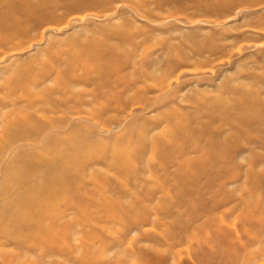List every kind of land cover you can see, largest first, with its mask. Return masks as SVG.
<instances>
[{
    "label": "rangeland",
    "instance_id": "374dc122",
    "mask_svg": "<svg viewBox=\"0 0 264 264\" xmlns=\"http://www.w3.org/2000/svg\"><path fill=\"white\" fill-rule=\"evenodd\" d=\"M90 1L94 7L75 16L45 10L53 22L30 29L28 37L0 30V132L20 112L17 118L29 117L30 127L48 120L57 128L45 123L40 135L50 152L95 158L74 173L87 183L71 182V193L57 201L56 246L31 241L27 256L36 261L40 250L53 249L43 264H264L258 259L264 252V0ZM169 71L181 75L178 82L135 104L139 88L151 81L146 73ZM252 99L259 103L248 114ZM127 102L134 105L124 109ZM218 147L226 151L219 163ZM182 160L199 164L181 171L195 170L200 184L180 181L175 171ZM11 163L0 165L2 180L12 181L21 166ZM223 214L236 226L223 234L208 229ZM141 219H148L143 228L130 226ZM196 233L211 245L197 246L190 239Z\"/></svg>",
    "mask_w": 264,
    "mask_h": 264
},
{
    "label": "bare ground",
    "instance_id": "6f19581e",
    "mask_svg": "<svg viewBox=\"0 0 264 264\" xmlns=\"http://www.w3.org/2000/svg\"><path fill=\"white\" fill-rule=\"evenodd\" d=\"M112 1H114V0H111V2ZM242 2H245V1L242 0ZM1 4H8V5H10L12 7V9H11L12 10L11 11L12 13L11 14L10 13H5V12H2L0 10V30H9V31H11V33L16 32V35L17 36L24 35V36L28 37L29 36L28 33H29L30 29H32V28L39 29L40 27H44L47 23H49V22L52 21L49 18V16L45 13V10H47L49 8H54L56 10L62 8V9H65L66 10V13L71 16V15H74L73 13H75V12H84V11L90 10L92 7H94L95 2L90 1V0H86V1L85 0H83V1H78V0L76 1V0H74V1H67V2H64V3H61V2L53 3L51 5H47V4H35L34 5V4H31L29 0H0V6H1ZM233 4H235V3H233ZM239 5H237V6H239ZM96 7H97V5H96ZM11 18H15L14 19V23L12 25H9L8 24V21H10ZM63 19H65V17ZM74 19H75V17H73V18L71 17L70 20L68 21V23L70 24L71 23V20L73 21ZM24 23H26V25H24ZM53 27H51V28L54 29ZM33 38H29V39H33ZM27 42H29V41H27ZM21 45H24V44H21ZM92 47H94V46H92ZM196 51H197V53H200L201 52L199 49H197ZM67 59H68L67 62L69 63V58H67ZM72 65H73V62L71 63V66ZM84 65L86 66V64H84ZM68 66H69V64H68ZM75 66H77V64ZM75 66H73V68ZM79 67H83V65H81ZM45 68H47V67H45ZM78 70H80V69H78ZM61 72H64V71H61ZM57 73L58 72H56V74ZM176 73H177V71H169V72L163 73L161 75H157L155 77L152 76V74H150V73H146L144 75V77L145 78H148V79H151V81L150 82L148 81L147 83L145 82V85L142 86L141 88H139L140 90L137 91V92H139V94H137V95H141V98H140V100L138 102H135V104L136 103L137 104H142L143 103L142 105H144L146 103V101H150V100H148V98H150V97L147 96L148 93H151L153 91H156V92L160 91L161 92L162 90H165V89H168L169 90L173 86L174 82L175 81L178 82V80L180 79V76L181 75L180 74L177 75ZM128 77H130V76H128ZM131 77H133V76H131ZM136 80L139 81L140 79L139 78H136ZM143 80H144V78L142 79V81ZM27 85H28V83H27ZM111 85H114V83L111 84ZM137 85H138V83H137ZM77 86H79V85H77ZM81 86H82V84H81ZM68 89H70V88H68ZM104 90H105V88H104ZM78 91H79V89H78ZM129 91H131V90H129ZM133 92H134V90H133ZM133 92H129V94L130 93H133ZM33 95H35V94H33ZM130 95H125V96L128 97ZM132 95H134V94H132ZM19 97H21V95H19ZM132 97H129V98H132ZM146 97H147V99H146ZM89 101H90V99H89ZM128 101H129V99H128ZM65 102H67V101H65ZM91 103H93V102H91ZM248 103L249 102H247L246 104H248ZM254 103H259V102H257L256 100H254V102H253V99H252V102H251V104H249V107L247 105V109L246 110L248 111V114L251 111L250 110V107H255L256 108V104H254ZM262 103H264V102H262ZM25 104L27 105V103H25ZM31 105H33V104L31 103ZM52 105H53V103H52ZM60 105H62V104H60ZM133 105H134V103L127 102V103H125L123 105V108L124 109H128V108L132 107ZM253 105H255V106H253ZM258 105H260V104H258ZM57 106H59V105L57 104ZM75 106H74V108H75ZM79 106H82V105L79 104ZM83 106H84V104H83ZM88 107L90 109V106H88ZM42 108H44V107H42ZM85 108H87V106H85ZM242 108H244V107H242ZM35 109H36V107H35ZM89 109H87V110H89ZM258 109H260V108H258ZM23 110H26V109H22V111ZM28 110H32V109H28ZM131 110H132V108H131ZM246 110L244 112H246ZM72 111H73V109H72ZM77 111H79V110H77ZM132 112L133 111H131V113ZM4 113L5 112L3 111L2 114H4ZM19 113L20 112H18V115L17 116L20 115ZM258 113H261V112L259 111ZM66 114H68V113H66ZM134 114H132V115H134ZM248 114H246V115H248ZM256 114H257V112H256ZM14 115H15V113H14ZM60 115H61V113H60ZM77 115H75V116L77 117ZM85 115H87V114H85ZM118 115H122V114L120 113ZM126 115H127V113H126ZM259 115L260 114H258V116ZM3 116L5 117V115H3ZM17 116H16V119L14 121L13 120L12 121H7V124H5V126H3V131L0 132V165L3 166V164H5V163H11L12 159H14V158H15V160L12 161L11 164H17V162L18 163H21V166L19 165L18 170H17L15 176L12 175L13 176L12 181L2 180L1 178H4V177L1 176L2 175L1 173L2 172L0 173V179H1L0 180V264H39V263L43 264L45 262L46 258L50 254H52V252L54 250L53 249H48L47 251L46 250L45 251L44 250H40V253H41L40 254V257H37L39 259H37V260L35 259L36 261H34V260H32V258H29L30 256L29 257L27 256V254L31 251L30 250L31 248H28V246H26V245H28V244H30L32 242H36V243H41L43 245L45 243H47L49 245H52L53 247L56 246V244H57L56 243V240L59 237V231H60V230H58L59 227L57 225L58 224V221L57 220H59L58 219L59 218L58 216L60 215V213L58 211V209H59L58 208L59 207V203L57 201H58V199H60L61 196L68 195L69 192L71 193V189L69 188V185H70L71 182L74 184L75 181H76L78 184H80L82 186L85 183H87V179H85L86 176H84L83 174H81L82 177L81 176L80 177L77 176L78 178H76V176H75L76 174L74 175V173L75 172L76 173L77 172H80L82 169L84 170V167L88 166L89 164H93L95 158H89L88 157V158L81 159L80 156L77 155V154H74V152H72L71 149L67 150L66 152H60V153H57L55 151L50 152L49 150H47L48 147L44 143L45 137H44V139H41L42 136L40 137V135L42 134V132L45 129L46 130L48 128L50 130L54 129L53 128V124L52 125L48 124V123H50L48 120H45V122L42 120L44 123L42 121H41V123H38L37 122L36 123V126L30 127L29 124H28L29 117H25L23 119H18ZM115 116H116V114H115ZM5 119L6 118H4V120ZM72 119L73 118H71V120ZM58 120H62V119H57V121ZM260 120L263 121L264 119L262 120V117H261ZM61 122H63V121H61ZM125 122H123V123H125ZM45 123L47 125H49L48 128L46 127L47 125ZM65 123H67V122H65ZM150 124L151 123H149V126H150ZM1 126H2V124H1ZM50 127H52V128H50ZM97 129H99V128L97 127ZM50 130L49 131H46V132L48 133V132H50ZM54 130H57V128H55ZM109 131H110V128H109ZM53 133L54 134H57V133H59V131H52L51 134H53ZM139 134H141V133H139ZM39 137H40L41 140H39ZM78 138H80V137H78ZM55 139H56V137H55ZM75 141H76V139H75ZM52 142H49V143H52ZM61 148L62 147H60V149ZM19 150H21V152ZM26 150H28L29 152L26 151ZM199 150H197V151H199ZM224 151L225 150H223V149L220 150V147H218L217 153H216V156H217L216 157L217 158L216 160H217L218 163L221 162V158H220V156H222L221 154L226 153V151L225 152ZM24 152H26V153H24ZM5 155L7 157L9 156V159L6 157L8 160L6 158H3V157H5ZM118 155H119V153H118ZM135 155H136V152H135ZM212 155H214V154H211L209 156H212ZM209 156L207 155V157H209ZM204 159L206 160V156H205ZM172 161H174V160H172ZM182 161L181 162H177V167H176V171H175V174L178 176V178L180 179V181H182V183L184 182L185 184H187V183H191V184H194V185L200 184L201 183L200 175H197L196 172H193L195 170H190L191 172L190 171H181V168L185 164H188V166L189 165H191V166L192 165L193 166H199V164H197L196 161H191V162L189 160H186V161L182 160ZM201 161H203V160H201ZM171 163H174V162H171ZM200 163H202V162H200ZM121 164H123V163H121ZM149 165H151V164H149ZM5 166H6V164H5ZM95 168H96V166H95ZM125 168L123 170H126L127 169V168L126 169ZM93 169L90 170V173L93 171ZM100 170H102V169H100ZM119 172H120V170H119ZM97 173H100V171L97 172ZM133 173L134 174L130 173V171H129V175L132 174V175H135L134 177H137V174L138 173L137 174H135V172H133ZM95 175H96V172H94L91 175V177L88 178V183H90L92 181L95 182V180H96ZM101 175H103V174H101ZM105 175H108V174H105ZM132 175H130V176H132ZM110 176L111 175L107 176V179H108L107 182H109V178L108 177H110ZM116 177L119 179L118 176H116ZM139 178H140V176H139ZM139 178L137 177V179H139ZM153 179H155V178H153ZM140 180H141V178H140ZM5 181H7V182H5ZM132 181L134 182V180H132ZM154 181H157V180H154ZM110 182H111V180H110ZM143 182H145L144 184H146L147 181L143 180ZM120 183L121 182H118L119 185H120ZM111 184H112V182H111ZM136 186H137V184H136ZM141 186H143V184ZM165 189H164V187L161 188V190H163V191ZM108 192H110V191H108ZM127 192L124 190V193L125 194ZM147 192L149 193V191H146V193ZM129 193H127V194H129ZM131 193H133V192H131ZM134 194L136 195L137 193H133V195ZM149 194H148V196H149ZM139 195H141V194H139ZM152 196H153V194H152ZM124 197H126V195ZM144 197H146V196H144ZM149 198H151V197H149ZM134 200L136 201V199H134ZM138 201H140V203L143 202V201H141L140 198H138ZM147 201H148V199H147ZM243 203H245V202H243ZM247 204H249V203H247ZM131 207H132V205H131ZM251 207H254V205L253 206H250L249 208H251ZM132 208H134V207H132ZM137 209H135V210L137 211ZM137 213H139V212H137ZM214 219H215V221L212 222V226H210L208 229H212V230L214 229L215 233H217V234H223L224 232H226V231H224V230H226V228H230V227L233 228V227L236 226L235 225V222L230 224L229 220H227L225 218L224 214L221 215V216H219L218 218L215 217ZM147 220L148 219H141L140 221H138L136 223H133L130 226H134L135 230H137L138 228H136V227L138 225L141 226V227H142V225L145 226ZM209 225H211V224H209ZM137 238H138V236H137ZM190 239H196L197 246H199V247L200 246H205V245H211V243H212V240L211 239H209L207 236H204V237L201 236L200 237L199 233L192 234L190 236ZM10 246L16 247L20 252L19 253L18 252L17 253L11 252L8 249V247H10ZM29 254H31V256L33 255V253H29ZM34 258H36V257H34ZM260 258L264 259V252H262V253H260L258 255V259H260ZM247 264H251V259L247 262Z\"/></svg>",
    "mask_w": 264,
    "mask_h": 264
}]
</instances>
